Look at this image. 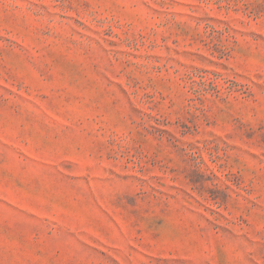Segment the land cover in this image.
Returning a JSON list of instances; mask_svg holds the SVG:
<instances>
[{
	"label": "rangeland",
	"instance_id": "obj_1",
	"mask_svg": "<svg viewBox=\"0 0 264 264\" xmlns=\"http://www.w3.org/2000/svg\"><path fill=\"white\" fill-rule=\"evenodd\" d=\"M0 264H264V0H0Z\"/></svg>",
	"mask_w": 264,
	"mask_h": 264
}]
</instances>
